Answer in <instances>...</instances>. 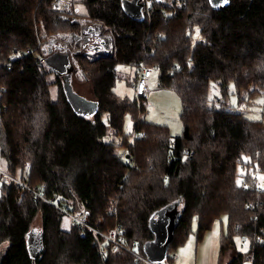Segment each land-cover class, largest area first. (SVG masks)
Instances as JSON below:
<instances>
[{"label": "trees", "instance_id": "16d2710c", "mask_svg": "<svg viewBox=\"0 0 264 264\" xmlns=\"http://www.w3.org/2000/svg\"><path fill=\"white\" fill-rule=\"evenodd\" d=\"M81 1L85 12L74 6L61 14L51 0H0L6 170L73 212L86 210L94 224L103 217L105 230L118 225L144 256L159 233L169 239V257L195 222L202 233L225 214L218 264H264V122L231 109L225 97L230 82L239 96L264 94V0H230L223 7L153 0L143 20L126 12L124 0ZM81 18L113 36L112 55L89 59L60 46L43 53L39 39L80 32ZM15 52L20 56L10 59ZM140 61L159 65V84L180 96L182 134L172 136L166 125L143 117L149 87L138 94ZM120 63L138 67L134 98L114 90ZM77 68L93 87L89 113L74 100V93L86 98L73 82ZM212 81L220 98L210 94ZM128 114L132 140L124 130ZM2 185L0 246L8 245L0 264H140L125 250L101 255L94 235L72 222L64 227L65 214L52 203L19 185ZM112 197L115 215L107 212Z\"/></svg>", "mask_w": 264, "mask_h": 264}, {"label": "rangeland", "instance_id": "374dc122", "mask_svg": "<svg viewBox=\"0 0 264 264\" xmlns=\"http://www.w3.org/2000/svg\"><path fill=\"white\" fill-rule=\"evenodd\" d=\"M75 7L78 12L83 13L86 11V6L81 0L75 1ZM92 24L96 25L95 28L101 31V23ZM110 36L111 38L108 44L115 50L114 39L111 34ZM93 38L94 36H92V39ZM77 43H71L72 46L70 48L73 54L78 51H82L80 49V45H75ZM113 53L114 52H112L111 50L107 52V55H112ZM117 69L120 76L118 77L116 85L114 87L115 92H117L121 96L128 95L129 97L134 98L136 92L135 76L137 74L138 67L120 63L117 65ZM73 75L75 88L86 95V98H83V95L74 93V100L76 104L82 107L85 112H92L94 107L93 98L95 97L92 85L88 81L83 80V73L79 70V68L74 71ZM148 87L149 94L147 96V99L143 100L145 102L144 104L147 111L143 114V117L147 121L159 125H166L169 128L172 136L182 134L184 131V124L181 118L182 103L180 96L178 95L176 90L162 87L159 84V70L157 69H154L152 75L148 78ZM56 94L57 86L53 84V98L56 97ZM210 94L213 98L221 97L222 92L218 82H211ZM225 97L227 105L231 109L240 111L245 117L251 120H262L264 122V94L256 93L251 95L249 93H245L242 96H239L234 83L230 82L228 87V94ZM103 118L107 121L106 113H103ZM124 130L125 132L131 134L129 136V139L132 140L135 130L133 117L131 114H128L125 117ZM107 138L109 139L111 138V136L109 135ZM0 167L2 169H7V161L1 153ZM259 180L260 186L264 187V179ZM2 184L3 183L0 182V196L2 194ZM62 222L64 227L69 228L71 225V218L65 214L63 216ZM35 224L37 226H40V215H38L35 219ZM227 224L228 217L224 214L221 216V218H218L211 227L205 229L202 233H200L198 230V225L195 222L192 228V232H190L187 239L183 243L172 248L169 252V257L163 259L162 261H159L160 264H218L221 232L222 230H226L225 228L227 227ZM7 245L8 243L5 242L0 246V255L3 254ZM242 249H244V246L242 247ZM244 264H252V261L246 260Z\"/></svg>", "mask_w": 264, "mask_h": 264}, {"label": "built area", "instance_id": "2783aa9c", "mask_svg": "<svg viewBox=\"0 0 264 264\" xmlns=\"http://www.w3.org/2000/svg\"><path fill=\"white\" fill-rule=\"evenodd\" d=\"M143 9L148 12L151 9L153 0H143ZM75 6V0H51L50 8L57 12L67 14L72 11ZM82 20V21H81ZM82 25L80 32L66 31L52 35L44 39H39V45L44 54H49L54 51L58 46L61 47L62 51L67 52L72 46L71 43H77L75 45H81L83 54L89 59H98L102 56H108L107 52H114V48L108 44L110 42V34L103 32V29L97 30L96 25L90 23L87 19L79 20ZM90 24H92V30ZM92 36L94 38L92 39ZM113 37V36H112ZM114 39V38H113ZM71 44V45H70ZM84 46V48H83ZM77 49V48H76ZM78 50V49H77ZM26 52H30L27 49ZM80 52V51H78ZM73 53V52H72ZM77 53V52H76ZM20 52H15L10 59L20 56ZM1 66V64H0ZM8 66L11 67V62H8ZM139 66V78L137 81V92L138 94H145L148 89V78L152 75L154 69H159V65L148 66L143 61L138 63ZM178 67V65H177ZM0 182L16 184L21 186L24 190L33 193L36 196L44 198V200L52 203L64 214L71 218V222L74 223L84 234L92 233L98 244L99 253L103 256L107 255L110 250H125L132 253L135 259L140 264H160L159 261L151 260L148 256L142 255L138 250V243L136 240L130 241L125 235L122 228L118 225L114 226L109 230L103 229L99 224L102 225L103 217L99 218L98 223L94 224L89 220L88 213L82 209L79 211H72L64 205L57 203L53 198L47 197L44 193L32 185L27 178L16 176L6 169L0 167ZM107 212L115 215L118 212V202L115 197L110 198L107 205Z\"/></svg>", "mask_w": 264, "mask_h": 264}, {"label": "water", "instance_id": "95a60500", "mask_svg": "<svg viewBox=\"0 0 264 264\" xmlns=\"http://www.w3.org/2000/svg\"><path fill=\"white\" fill-rule=\"evenodd\" d=\"M210 2L217 7H223L228 5L230 3V0H210ZM122 4L126 12L132 17L138 20H143L145 18L143 11V6H144L143 0H124ZM90 26H91L90 30H92L93 25L90 24ZM127 157H129V154H127ZM165 212L166 210H163L162 212H160V214L162 215ZM170 226H171V221L169 222V228ZM168 242L169 239H167V236L162 233H159L157 240L149 248L148 257L154 261H162L163 259H166L168 254V250H167Z\"/></svg>", "mask_w": 264, "mask_h": 264}]
</instances>
